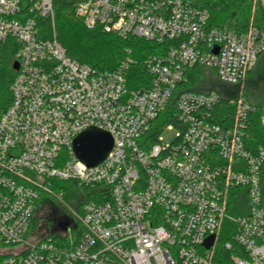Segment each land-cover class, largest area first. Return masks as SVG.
I'll return each instance as SVG.
<instances>
[{
	"label": "built area",
	"instance_id": "1",
	"mask_svg": "<svg viewBox=\"0 0 264 264\" xmlns=\"http://www.w3.org/2000/svg\"><path fill=\"white\" fill-rule=\"evenodd\" d=\"M75 14L102 33L171 43L146 59L150 85L129 89V56L96 72L55 34L40 37L54 0H0V69L4 51L17 64L0 114V264H264V148L248 139L257 107L244 95L264 27L208 28V12L190 0H76ZM194 66L238 94L178 89ZM222 101L233 107L231 119L214 116ZM171 102L177 124L163 123L151 142L148 132ZM259 111L264 130V104ZM90 127L113 141L93 167L72 149ZM166 129L176 130L170 143L160 137ZM51 180L73 181L99 199L72 211L59 234L37 239L35 208L54 195Z\"/></svg>",
	"mask_w": 264,
	"mask_h": 264
},
{
	"label": "trees",
	"instance_id": "2",
	"mask_svg": "<svg viewBox=\"0 0 264 264\" xmlns=\"http://www.w3.org/2000/svg\"><path fill=\"white\" fill-rule=\"evenodd\" d=\"M190 2L194 7L208 12V28L227 29L237 34H242L248 30L250 25L264 27V3L262 0H190ZM75 5L76 0H54L53 21L48 18H40L39 20L40 37L45 39L52 38L53 34H55L57 40L71 58L87 64L96 72L114 70L127 55L132 59L127 73L129 89L148 87L152 76L146 69V59L156 55H164L171 42L158 44L136 37L124 39L115 34L102 33L96 28L89 29L83 24L82 19L76 16ZM12 54V51H4L2 53L0 114L11 102L9 87L15 75L11 66ZM211 72L214 73L213 71ZM205 75V68L203 67L194 66L188 68L185 72L186 80L178 89L194 92L216 90L203 81L206 77ZM263 104L264 102L254 104L257 107V111L250 115L247 134L249 141L255 147L261 146L264 148V130L259 123V109ZM173 113L174 105L171 102L148 132V138L151 139V142L156 141V135L160 133L163 123L177 124L176 116ZM213 114L217 120H224L223 118L231 119L234 115V110L226 101H222L215 106ZM50 182L53 192L56 193L61 190L62 194H65L67 191L71 199L77 200L78 211H80L83 203L99 199L97 194L89 189L85 188L83 193L82 189L73 181L51 180ZM262 183H264V165L262 167ZM42 199L44 198L42 197ZM36 223V218H34L32 222L33 228ZM219 253L228 262L229 254L224 251Z\"/></svg>",
	"mask_w": 264,
	"mask_h": 264
},
{
	"label": "rangeland",
	"instance_id": "3",
	"mask_svg": "<svg viewBox=\"0 0 264 264\" xmlns=\"http://www.w3.org/2000/svg\"><path fill=\"white\" fill-rule=\"evenodd\" d=\"M264 3V0H262ZM205 78L203 81L214 87L222 95L230 96L237 95L239 90L237 86L226 84L209 69H205ZM245 98L251 103L264 102V52L259 55L257 62L247 77L245 82ZM176 135L175 129H166L161 134V139L164 143H170ZM77 200L70 198V195L61 190L54 192L52 197H45L36 209V227L35 238L43 237L49 233L59 234V230H64L67 223H70L73 218L72 211H78Z\"/></svg>",
	"mask_w": 264,
	"mask_h": 264
},
{
	"label": "water",
	"instance_id": "4",
	"mask_svg": "<svg viewBox=\"0 0 264 264\" xmlns=\"http://www.w3.org/2000/svg\"><path fill=\"white\" fill-rule=\"evenodd\" d=\"M13 69H17L16 63L13 64ZM112 144V137L108 132L96 127H90L73 139L72 149L79 161L87 167H93L106 158L112 148Z\"/></svg>",
	"mask_w": 264,
	"mask_h": 264
}]
</instances>
